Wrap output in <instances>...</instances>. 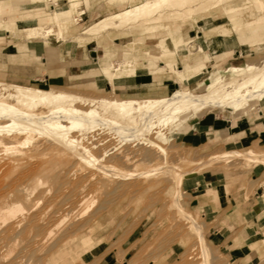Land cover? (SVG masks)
<instances>
[{"label":"rangeland","instance_id":"1","mask_svg":"<svg viewBox=\"0 0 264 264\" xmlns=\"http://www.w3.org/2000/svg\"><path fill=\"white\" fill-rule=\"evenodd\" d=\"M77 1L80 6L73 10L75 17L80 10L90 13L82 7V0L71 3ZM94 1L93 6L97 3L99 8L103 4L104 8L97 9V14L82 15L81 20L70 24L58 19L59 11L65 6L50 10L44 2L37 9L49 12L50 16L42 23L60 21L68 31L61 36L46 37L42 30L39 37L61 42L71 53L79 47L86 48L89 39L91 50L95 51L100 41L98 55L104 51H126V58L131 60L136 55L141 67L131 71V77L120 74L111 80L105 76L112 83L161 72L162 60L144 62L143 52L152 49L166 31L160 25L155 29L156 35L142 36L144 25L163 22L176 29L183 24L188 26L187 31L191 30L188 37L193 42L199 35L213 39L202 45L204 51L199 50V45L194 48L195 55L181 54V64L176 61L170 70L165 66L181 86L164 94L130 92L125 87L119 91L112 85L97 83L94 80L102 74L101 62L94 55L90 59L89 75L63 83L0 74L1 85L19 83L88 99H105L98 105L74 102L69 110H52L45 104L26 110L16 106L5 96L7 91L0 89V111L3 110L7 124L28 129L36 135L34 141L44 137L58 143L50 147L40 144L42 148H36L0 133L11 149L1 152L0 164H5L0 172L3 182L12 184L21 172L33 169L29 176H22L18 187L9 188L24 190L19 196L24 207L23 223L20 239L9 245L6 258L0 256V264H51L53 256L61 250H74V253L66 254L65 262L61 260L57 264H103L105 260H122L127 252L133 256L129 264L132 261L159 264L174 248L181 251L178 246L181 237L186 247L184 263L238 264L220 246L210 243V226L203 216L190 210L184 190H188V178L218 172L227 176V181H233L236 188L245 187L250 193L263 185L256 193L262 195L264 147L230 150L218 144L191 146L183 144L180 137L191 131L194 120L208 112L246 110L264 114V10H260L255 0H223L234 6L224 15L220 8L212 7L216 0H174L152 14L109 19V27L104 28L103 22L83 32L92 19L119 10L126 2L135 4L142 0H109V4L105 0ZM17 13L18 10L0 12V47L7 42H26L29 50V43L39 37L26 38L24 30L12 21L17 19ZM205 21L208 23L204 24ZM228 22L232 25L229 35L209 33L206 29ZM120 30L129 31L119 34L116 42L110 39ZM76 34L78 37L72 38ZM184 38L181 35V48ZM81 40H85L84 46L76 42ZM49 42L43 39L44 45ZM202 56L205 60L199 61ZM106 59L112 64L121 62L119 53L113 57L105 55L101 61ZM180 72L181 78L177 77ZM128 99L136 100L132 103L134 112L117 114V107ZM17 156L21 157L20 168L9 171L7 162ZM254 240L251 248L258 255L253 264H264V227ZM173 264H181V255Z\"/></svg>","mask_w":264,"mask_h":264},{"label":"crops","instance_id":"2","mask_svg":"<svg viewBox=\"0 0 264 264\" xmlns=\"http://www.w3.org/2000/svg\"><path fill=\"white\" fill-rule=\"evenodd\" d=\"M63 0H0V12L11 11L15 7H27V5H34V7L18 9L17 21H36L38 17L34 15L35 11H43L37 9L39 6H43L44 2L49 6L50 10L68 6L71 4V0H64V3L60 4ZM107 4L109 0H105ZM18 2V3H17ZM94 0H82V7L88 8L89 12L84 13L80 10L78 15L90 16L92 12L98 13L99 8H104L103 4L98 8L97 3L93 6ZM80 6L79 3L76 7ZM73 12V11H72ZM27 13H33L29 15ZM73 14V13H72ZM102 14V13H101ZM225 15V13H224ZM75 17L76 15L73 14ZM26 17V18H24ZM31 17V18H30ZM215 19V17H214ZM205 21L204 24H207ZM166 31V35L159 37L158 40L163 43L166 50L160 53L157 47L154 45L152 49L143 52L145 56L144 62L148 59L154 58L162 60L160 66L161 72L155 74L140 75L122 82H110L105 76H108L111 80H114L120 74H127L133 76L131 71L140 68V60L134 56V59L126 58V51L121 52H107L98 55L99 42L97 50H91L93 46L89 45L87 40L86 48L79 47L74 53L68 52L65 44L61 42H49L47 39L39 37L29 43L26 42H7L0 47V74L6 77L22 78L26 80H39L49 81L55 83H63L75 79L81 75L87 76L92 71L90 59H98L100 63L101 75L95 77L94 81L102 83L104 86H114L115 90L124 91L130 90V92H158V94L170 93L172 88L181 86L177 82L178 78L173 73H168L165 66L170 67L177 61L181 64V54L185 57H190L196 54L194 48H198L199 45L206 46V42L213 37L200 36L196 42L191 40L192 37H188L191 34V30L187 31L188 26H183L176 29H166L165 23L161 22L153 26L144 25L141 31L142 36L156 35L158 30H155L158 26ZM196 26V25H194ZM227 26V27H226ZM230 23L223 25H215L208 27L209 33L217 32L221 35H229ZM147 28V29H146ZM198 28V26H197ZM199 29V28H198ZM242 28H238L240 30ZM129 30L116 31L110 39L115 42L118 40L119 34ZM5 32L9 33V30ZM16 36L15 32L13 31ZM209 33L206 32L208 35ZM181 35H183L184 43L181 48ZM211 35V34H210ZM74 35L72 38H74ZM109 36V35H108ZM18 36L16 38H20ZM78 37V36H77ZM164 37V38H163ZM6 38L8 34H6ZM33 39V38H32ZM43 39L49 42V45H44ZM68 39V38H67ZM28 40V39H27ZM170 40L173 44L171 47L168 44ZM80 42L84 46L85 40L76 41ZM136 43V42H134ZM189 47V48H188ZM192 50H189L191 49ZM188 50V53H183ZM194 52V53H191ZM204 51V50H203ZM120 55V63L112 64L109 59L101 61L105 55L111 57ZM94 55V56H93ZM205 56V54H203ZM220 55V54H218ZM215 56V58L218 57ZM200 58L199 61L205 60ZM142 62V64L144 63ZM181 68V67H179ZM178 74L177 77L181 78ZM183 74V73H182ZM162 75L161 77H158ZM172 76V77H171ZM115 84V85H113ZM122 84V87L120 86ZM61 87V86H57ZM260 112H263L260 110ZM183 144L197 146L200 144H218L223 145L224 148L235 150L239 148H251V147H264V114L256 115L254 112L241 111L236 113L235 111L224 113L208 112L196 120L193 121V127L191 131L185 133L180 137ZM229 178L221 173H203L200 176L190 177L186 181V187L188 190H184L187 193V200L190 210L203 216L206 223L209 224V241L213 245L221 247L223 252L231 259L238 261V264H253L258 251L252 249L251 245L255 243L254 237L261 232L264 227V193L256 196V193L262 188L263 185H259L257 190H250L243 188H236L234 182L227 181ZM263 197V198H262ZM181 251L174 248L169 251L168 254L163 256L159 264H173L179 261L181 255V264H187L183 262V254L185 252L184 239L181 237ZM74 250H61L53 256L51 264L60 263L62 260L65 262L66 254L73 255ZM133 256L125 254L122 260L112 259L105 260L103 264H129V261ZM131 264H137L136 261H132Z\"/></svg>","mask_w":264,"mask_h":264},{"label":"bare ground","instance_id":"3","mask_svg":"<svg viewBox=\"0 0 264 264\" xmlns=\"http://www.w3.org/2000/svg\"><path fill=\"white\" fill-rule=\"evenodd\" d=\"M172 1L174 0H142L135 4H129L126 2L124 7H122L121 9L113 10L109 13H106L105 15L101 17L92 19L91 22L82 29V31L86 32L87 30L91 29L95 25L99 23H103V22H104V28L109 27L110 22H107V20L113 19V18L121 19V18H126V17L130 18V17H139L140 15H149V14H152L158 11L163 6L169 5ZM255 2L256 4H258V7L260 8V10H264V0H255ZM78 3L79 1L73 2L70 5L65 6V8H62L58 13V19H62L64 20V22H67L68 24H70L72 21L78 22L79 20H81L82 19L81 15H79L78 17H74L72 14L73 13L72 11L74 10V8H76ZM212 7L213 8L217 7L218 9L220 8V10L224 11L225 14H227L234 8L232 4L224 3L223 0H216L214 3H212ZM25 8L27 7H15L13 11L18 10V9H25ZM34 15L38 17L39 23H36L35 21H31V22L27 21L24 23V25H21L19 21L14 20V19L12 20L13 23L17 24L20 29L24 30L26 38L39 37L42 34V30H44L42 35L46 37H52L53 35L61 36L68 31L66 27L61 25L60 21L42 23V20L45 17L50 16L49 12L38 11V12H34ZM165 25H166V29H171V26L169 24H165ZM209 40H212V39H209ZM209 40L207 41L209 42ZM155 46L157 47L160 53H163L166 50V48H164V45L163 43H161L160 40L157 41ZM199 47H200L199 50H203L202 45H200ZM189 50H192V48ZM192 51L191 53H193ZM0 89L7 91V94L5 93L6 94L5 96H8L9 98H11L15 102L16 106L18 105L21 108L26 109V110L30 108H35L38 104H45L46 106H50L52 110H57V109L69 110L70 109L69 106L72 105L74 102L90 103L93 105H98V104H102L105 102V99H88L80 95L72 94L69 92H64L60 90L59 91H46L41 88L22 85L19 83H10L7 85L0 84ZM135 101L136 100L134 99H128L124 103H121L120 106L117 107V114L128 115L129 113L134 112L135 107L132 105V103ZM145 103H147V100L144 101V104ZM125 104L128 106H126ZM6 105H9V104H6ZM10 107L12 106L10 105ZM8 110L12 111V109L11 110L8 109ZM2 112L3 110L0 111V133L1 134L15 138L16 140L18 139L21 142L27 143L29 146H34L36 148L40 147V144L42 147L43 146L50 147L52 145L58 144L57 142H53L51 141V139L44 138V137H40L41 139L39 138L40 139L39 141L36 140L37 142L34 141V139L36 138L35 137L36 135H33V133H31L26 128H20V126L18 125L15 126V125L7 124L5 114H3ZM24 117H28V116H24ZM7 145L0 138V161L3 160L2 159L3 154L1 152L9 148L7 147ZM9 150L11 149H8L7 151L9 152ZM17 153H21V152L15 151V154ZM20 166H21L20 156L11 158L7 162V167L9 171H15L19 169ZM4 167H5V164H0V172L3 171ZM32 171L33 169L24 170L23 172L20 173V176L16 179L17 181L12 182V184L10 183L5 184V182H3V178H0V256L1 258L7 257V248L9 247V245L11 243H17V241L20 239V233H21L20 228L23 223L21 216L24 213V207L20 203L19 196L21 195V193L24 192V190H19L17 188L18 187L17 184L21 182L23 175L29 176V174ZM16 185H17L16 189L9 190L10 187H13V186L15 187ZM12 232L13 234L11 235Z\"/></svg>","mask_w":264,"mask_h":264}]
</instances>
